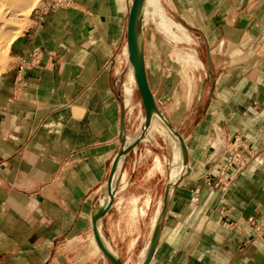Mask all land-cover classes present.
Returning a JSON list of instances; mask_svg holds the SVG:
<instances>
[{"label": "crops", "instance_id": "obj_1", "mask_svg": "<svg viewBox=\"0 0 264 264\" xmlns=\"http://www.w3.org/2000/svg\"><path fill=\"white\" fill-rule=\"evenodd\" d=\"M132 2L69 0L11 41L0 73V264H114L89 236L126 127L112 58ZM174 6L203 76L168 105L185 170L166 194L168 175L154 160L137 165L135 147L100 234L123 264H141L164 207L146 264H264V0ZM141 51L154 97L156 61ZM231 149L244 167L219 175ZM133 201L136 211L123 210Z\"/></svg>", "mask_w": 264, "mask_h": 264}, {"label": "rangeland", "instance_id": "obj_2", "mask_svg": "<svg viewBox=\"0 0 264 264\" xmlns=\"http://www.w3.org/2000/svg\"><path fill=\"white\" fill-rule=\"evenodd\" d=\"M37 2L38 0H33L27 13L22 14L21 12H19L18 15H22L15 17L14 21L8 22L9 24L7 26L9 29L6 28V30L9 31L5 32L7 34L5 38L11 36L10 34L17 37L27 28L30 21L33 19L32 10ZM175 2L176 0H145L143 8L144 15L140 16V28L143 34L141 35V40H146L147 42L146 44L141 45V47L144 46V48L148 50L151 56V58L149 59H151V61H156V77L154 80L150 79L149 83L151 90L154 93V97H152L156 107L166 119L168 118V111H170L168 105H170L172 101L173 91H175V95L176 93L178 94V92H180L182 98L188 99L190 94H193L194 90H196V84H198V81L203 78V76L199 77L196 74L195 70H193L194 67H191L192 65H177L172 62V59L176 58L178 52L180 54H191L194 56L192 51H190V41L188 38L189 33L186 30L182 31L174 26H170L168 23H165L166 20L180 23L179 18L173 14ZM15 32H17V34H14ZM8 38H6V41H8ZM10 43H6L8 45L4 44L6 45V47L2 43V45L0 44L2 46H0V64L3 63L5 65L4 69L0 70V73L6 70L11 61L9 55ZM3 46L5 48H3ZM112 61L117 72L116 93L121 104L122 119L126 123L124 131L120 133L119 143L121 148L123 144L128 143L130 140H133L135 136L138 135L141 131L143 126V117L145 116V106L142 102L136 80L135 78H133L131 69H129L131 62L127 40L125 48L115 53ZM197 61L194 63L195 66L197 64H200ZM197 70L199 71V68ZM129 75H131V77H129ZM126 83H129L131 86V93L129 104L127 106H124L125 94L123 92V86ZM150 126L143 131L141 139L138 140L135 146L137 147L140 145L142 149L141 155H138V158L140 160L137 161V165H148L152 163V160H154L156 169L160 173L168 175L169 179V170L171 168L170 165L175 164L176 157L174 154L173 146H175L177 142H173V140H171L166 135V132L158 127V125L154 126L150 123ZM135 147L131 148L124 155V157ZM124 157L120 166V172L122 170ZM179 160L180 158L178 157L176 169L178 167ZM107 181L109 182V179ZM118 183L119 182L114 185V188ZM112 201L113 199L111 200V204ZM134 202L135 201L130 202V207L128 209L124 208L123 210L136 211L137 208L135 207ZM109 209H107L105 213L108 212ZM100 219L98 220V223ZM92 237L94 238V236ZM92 237L90 233V248H92L91 250L94 249L95 253H99L100 248L96 243H94ZM105 240L106 239L103 238L104 243L107 242ZM149 246L150 243L146 249L145 256L147 255ZM105 247V250L111 255L112 251L107 243H105ZM115 259L117 260L118 264H123L118 257L115 256Z\"/></svg>", "mask_w": 264, "mask_h": 264}, {"label": "bare ground", "instance_id": "obj_3", "mask_svg": "<svg viewBox=\"0 0 264 264\" xmlns=\"http://www.w3.org/2000/svg\"><path fill=\"white\" fill-rule=\"evenodd\" d=\"M32 1L33 0H0V44L1 43L3 44L6 41V38H8V37H9L8 41H6L4 44H6V43L9 44L14 39L15 36L12 34H10L11 36H8L5 38V36L7 35L5 32L9 31V30L8 31L6 30V28H8V26H7L9 24L8 22L14 21L15 17L20 16L24 13H27L29 11L31 4H32ZM144 3H145V0H137L136 9H135V13H134V20H133L132 29H131L135 54H134V59L131 60V65H130L129 69H131V71H132L133 78H135V76H137V74H138V67H139L140 61L142 59V54H141V35H142V32H141V28H140V16L144 15V10H143ZM19 12H21L22 14L18 15ZM165 23H168L170 26H174V27H176L182 31H185V29L177 22H174L171 20H166ZM14 34H17V32H15ZM8 44H6V45H8ZM6 45H4V46L6 47ZM4 46H3V48H5ZM196 61H197V59L193 55H191V54H180L179 52H178L176 58L172 59V62H174L177 65H184V66H191L192 65L191 67H195L194 63ZM197 62H199V61H197ZM143 64H144V62H143ZM4 67H5V65L3 63L0 64V70H3ZM129 77H131V75H129ZM123 87H124L123 92L125 94L124 106H127L129 104V100H130L131 86L129 83H126ZM150 123H151V125H154V126L158 125V127H160L162 130H164L166 132V135L171 140H173V142H175V141L177 142V144L175 146H173L174 147V154L176 156L175 157V164L172 165L170 163L171 164L170 170L168 168V170L170 172V177H169L168 182H167L169 185L168 191L170 190L172 185L178 180V178L182 174V172L185 170V152H184V149L181 146V144H180V142H179V140L175 134V131H174L173 127L170 125L169 121L158 110L155 103L152 102V106L146 107L145 116L143 117V126H142V129L139 132V134L136 135L133 140H130L128 143L123 144L120 148V154L117 157L118 159L116 160V165L112 168V170L110 172L109 182L107 181L105 184V198L104 199L102 198L103 200H101L99 202V204L96 207V211L93 215V217L96 219V222L98 221L99 214L102 211H104V209L107 207V205L110 201L114 185L117 182H119L120 166H121L125 152L131 147V145L134 141H138L141 139L143 131L147 127L150 126ZM178 157L180 158V160H179L180 171H179L178 176L175 179V175H176V171H177L176 166H177ZM179 164H178V166H179ZM96 230H97V236H95L93 238L92 236H94V235H91L92 240L94 241V243L103 245L105 247V243H104L103 238H102L100 231H99L98 222L96 223ZM111 255L115 259V255L113 253ZM140 259L142 260L141 264L145 263L147 256H145L144 252L142 253Z\"/></svg>", "mask_w": 264, "mask_h": 264}, {"label": "water", "instance_id": "obj_4", "mask_svg": "<svg viewBox=\"0 0 264 264\" xmlns=\"http://www.w3.org/2000/svg\"><path fill=\"white\" fill-rule=\"evenodd\" d=\"M136 4H137V0H133L132 2V7H131V10H130V13H129V19H128V24H127V46H128V50L130 52V62L131 60L134 59V54H135V50H134V43H133V40H132V33H131V29H132V24H133V20H134V13H135V9H136ZM141 54H142V51H141ZM135 80H136V83H137V87H138V90H139V93H140V96H141V99H142V102L145 106V111H146V107L148 106H152V102H154V100L152 99V95L148 89V85H147V81H146V76H145V71H144V64H143V56H142V59L140 61V64H139V67H138V74L137 76H135ZM155 103V102H154ZM181 146L183 147L184 149V152H185V148H184V144H183V141H182V138L177 134L175 133ZM138 141H134L131 145V147L125 152V154L133 147L136 146ZM120 154V150L118 151L116 157L114 158L113 160V164H112V168L116 165V160L118 159V155ZM124 154V155H125ZM111 168V170H112ZM111 172V171H110ZM110 176V175H109ZM109 179V178H108ZM115 188H113V191H114ZM113 191H112V194H111V198H110V201L107 205V207L104 209V211H102L100 214H99V217H98V220L101 218V216L105 213V211L107 209L110 208L111 206V200L113 198ZM168 192V189L166 190V194ZM164 207H162L161 211H160V214H159V218H158V221L156 223V226L153 230V234H152V237H151V240H150V246H149V249L147 251V259L145 261V263L143 264H146L153 251H154V248L156 246V241H157V236H158V231H159V227H160V223H161V219H162V216L164 215ZM98 222V221H97ZM96 219L93 217L92 219V233L95 236H97V230H96ZM98 247L100 248V251L106 255L114 264H118L117 260L114 259V257L112 255H110L105 249V247L103 245H100V244H97Z\"/></svg>", "mask_w": 264, "mask_h": 264}, {"label": "built area", "instance_id": "obj_5", "mask_svg": "<svg viewBox=\"0 0 264 264\" xmlns=\"http://www.w3.org/2000/svg\"><path fill=\"white\" fill-rule=\"evenodd\" d=\"M69 0H38L33 8V19L42 23L46 21L49 15L57 10L67 7ZM35 52L33 53V60H35ZM222 165L219 175H223L226 171L230 170L232 173H238L244 167V160L238 149H231L226 156L222 158Z\"/></svg>", "mask_w": 264, "mask_h": 264}]
</instances>
